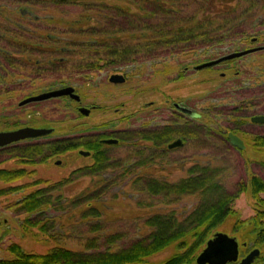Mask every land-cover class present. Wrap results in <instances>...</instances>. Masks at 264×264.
<instances>
[{
  "label": "trees",
  "instance_id": "1",
  "mask_svg": "<svg viewBox=\"0 0 264 264\" xmlns=\"http://www.w3.org/2000/svg\"><path fill=\"white\" fill-rule=\"evenodd\" d=\"M36 1L49 3V0ZM91 1L82 3L86 12H82L71 22L58 20L66 30L50 29V34L37 32L49 27L43 22L34 27L35 32L28 34L24 32L28 30L24 24L13 25L9 17L4 19L7 23H0V33H5L0 34V95L6 93L9 97H13L18 88L23 100L42 91L51 90L57 84L67 85L72 81L70 76H68L69 80L58 75L39 84L25 80L8 82L9 73H17L24 68L29 71L25 74L30 77L28 78L30 81L35 78H46V74L43 76V73L56 71L53 68L62 69L63 66H69L70 62L74 64L71 71L73 74L88 76L95 71L102 72L105 69L137 65L149 60L154 62L161 56L165 58L169 55L179 56L184 52H192V48L197 47L199 43L220 47L222 40L228 37L222 33V28L239 25V20L245 14L242 12L240 15L238 9L228 8V4H225L220 10H215L214 7L215 15H211L212 17L198 19L197 15L190 11L193 6L192 0H122V4L107 0ZM206 1H201L203 5H196L197 12L207 7ZM50 2L60 4L61 0H50ZM209 4L214 5L212 2ZM2 6L6 9L11 5L6 1V3L0 2V9ZM1 12L0 10V14L4 16ZM221 16L224 20L220 21ZM216 18L218 22L215 21ZM31 19L41 20L40 17L35 16ZM54 19L50 17L48 21ZM262 21L264 25V20ZM234 33L229 36H234ZM256 33L262 32L256 31ZM239 35L246 39L244 33ZM83 36L85 37L82 41L75 39ZM2 40H5V43ZM238 48L236 46L233 50H240ZM196 52L197 50H194V53ZM261 53L264 55V51ZM181 62L197 63L198 58L192 57ZM85 78L88 79L87 77L83 79ZM66 101L72 104L71 100ZM43 103L32 104L40 107ZM70 106L68 104L67 107L72 111ZM28 125L30 123L19 120L12 126H5L2 129L12 130ZM119 136L120 144L130 147L133 151V155L125 162L124 158L115 159L109 155L100 143L104 135L96 136L98 138L90 136L78 139L44 138L43 142L34 141L32 145L23 144L8 148L7 151L15 154L14 158L31 165L45 163L56 155L81 147L93 153L88 165L73 170L66 178L54 185L37 188L16 203L17 212L31 217L24 221V228L39 227V230L46 234L56 228L57 222H53L55 220H59L58 225H64V221L68 222L77 216L87 221L92 218L98 219L106 213L100 208L111 203L104 200L102 192L111 184L120 185L122 182H132V180L135 183L144 182L142 188L152 197L160 195L170 198L172 202L193 197L196 201L176 210L168 207L151 210L154 206L151 203L149 205L151 212L144 211V215L136 218L137 220L143 218V224L149 230L139 232L137 237L124 244L121 243L124 233L103 236L100 232L102 227L92 224L91 228L97 236L86 239L81 250L57 245L46 254H34L25 252L18 244H12L8 247L11 258L0 259V264H151L148 263V259L167 248H172L173 253L167 259L155 264H197L196 258L213 235L214 229L235 213L233 203L248 189L255 199V215L247 223L245 222V225L254 227L257 232L256 242L263 245L264 196L261 193H264V175L255 174L247 184L239 182L234 188L229 189L222 182L219 167L195 164L189 167L185 177L177 182L163 181L144 172L149 167L153 168L156 162L155 147L169 143L174 137L171 130L166 127L158 134L152 127L128 128L119 132ZM111 168L122 171L113 174ZM27 174L25 169L0 170V178L6 182H13ZM82 178H90L92 181L90 187L72 198H64V194L60 193L61 190ZM42 183V180L38 179L33 184L14 187L9 191L15 192ZM0 193L4 194L7 191ZM61 201L70 203L72 208L65 210L63 215L47 217L45 214L48 211H60L57 207L58 204H62ZM119 241L121 246L116 247Z\"/></svg>",
  "mask_w": 264,
  "mask_h": 264
},
{
  "label": "rangeland",
  "instance_id": "2",
  "mask_svg": "<svg viewBox=\"0 0 264 264\" xmlns=\"http://www.w3.org/2000/svg\"><path fill=\"white\" fill-rule=\"evenodd\" d=\"M6 1L10 2L11 6L6 7V9L4 6L1 7V13H3L4 16L0 14V23H7L4 19L9 17L12 20L13 25L18 23L24 24L26 28H28V30L24 32L28 34L29 32H35L36 30L34 27L40 22H43L48 24L49 27L39 31L37 30V32L50 34V29L57 28L66 30L65 26H61L62 24H60L58 20L62 19L63 22H71L73 18L79 17L82 12H86L82 3L90 2L91 0H61L60 4H55L50 2V0L48 4L42 1L37 2L36 0H0L2 3H6ZM92 1L100 2V0ZM107 1H114L118 4L123 3L122 0V2L120 0ZM201 1L205 0H192L193 6L190 9L191 12L193 11V13L197 15L198 19L209 18L211 15H215L213 14L215 13L213 8L215 7V10H220L225 7V4H228V8L238 9L237 11L240 12V15L242 12L245 13L242 16V19L239 20V25L228 26L225 29L222 28V33H225L228 37L222 40V45H219L220 47L210 46V44L206 43H199L197 45L198 48H192V52H184L179 56L169 55L167 58L161 56L158 58L159 61H157L158 59L154 62L149 60L148 62L137 63V65L134 64L123 67L121 73L127 77L124 84H115L109 81L110 76L115 74V72H113L115 68L105 69L102 72L95 71V73H91L88 76H80L79 74H73V72H71L74 68L72 62H70L69 66H63L62 69L57 70L56 68H53V70L56 71H46L43 73V76L46 74V78H35L31 81L28 79L30 77L25 74L29 72L25 68L23 71L19 70L17 73L11 72L7 78L8 82L25 80V82H32L33 84H39L51 80L52 77H57L58 75H61L62 78H68V76H70L72 80L71 84L77 86L79 89L78 93L82 96V105L92 106L97 104L103 107H110L108 108L109 112H107L105 117L101 115L102 111L94 112L90 117H81L77 115V113L73 114L70 108L67 107L68 104L75 107V105H77L76 103L73 102L71 104L66 100H60L59 98H56L58 100H53L52 102L50 100L44 101L43 105L40 107H36L33 104L26 105L25 107L24 105L19 106V103L22 100V93L20 94V91H18L17 88L13 97H9L6 93L0 95V131L3 130L2 127L12 126L19 120L23 123H30L31 126L51 125L56 129L55 135L50 137L54 140L55 138L75 137L77 135L82 136V138H87L93 130L94 132L97 131L96 129L98 127L103 128L102 130L104 131L113 128L118 130L119 128L140 129L144 127L142 126L143 124L157 127L158 124L161 126L167 122L160 121V118L154 119L153 116L140 117L142 112L154 113V107L152 105L148 106L150 101L156 102V106L159 108L164 106L165 109L162 110L164 111L162 114H165V112L170 109L171 102L167 105L164 100H175V102L188 100L189 104L192 107L194 106L195 109L202 114V119H199L200 121L198 120V122H194L197 124L202 123L203 125L207 124V126L204 125V130H201L199 126L196 125L192 129V133L194 134L190 135L188 140L183 139V148L173 150V152L166 151L163 154V158L157 157L153 168H147L144 174L174 183L185 177L189 167L194 166L195 164L202 166L208 165L216 168L219 167L221 169L220 175L222 182L229 189L234 188L239 182H245L247 184L250 181V178L255 174L263 176L264 148H261V150L258 151L256 149L257 147L253 145L254 142L248 141L253 137V133L258 132V129L261 128L249 125L246 128V131L238 133L247 143V147L243 151H239L230 146V143L224 141L222 139L223 137L219 135V132L225 130L226 126H234L235 122L231 124L229 121H235L236 114L234 115L233 110L225 109L224 111L226 113L221 117L214 114V116H208L204 113L205 111H202L203 106L214 105V102L218 101L212 100L213 96H208V102L207 104H204V102L201 101V97L204 94L208 95L213 91H217V94L220 92L221 94L222 91L227 90L225 85L229 86V80L224 81L225 78H220L219 75H217L215 78L216 80L212 83L200 81L199 71L193 69V65L198 62L189 64L182 63L181 61L190 60L192 57H197V55L199 57H207V54L211 53L212 55L217 56L221 54L220 52H222V50H233V48L236 46L238 47V44L245 39V37H242L239 33H244L246 39H248L256 35V31H261L263 35H261V37L263 38L264 25L262 24V20H264V0H207V7L205 9L202 8L197 12L198 9L196 8L198 7H196V5H203ZM210 2L214 5L209 4ZM19 10L21 14L18 13ZM32 15L37 18L40 17L41 20L38 21L35 19V21L34 19H31V17H33ZM222 16L219 18L220 21L224 20ZM50 17L55 19L49 22L48 19ZM219 20L218 18L215 19L217 22ZM233 32H235L234 36H229L232 35ZM0 34L4 35L5 33ZM84 37L85 36L75 39L82 41ZM2 42L5 43V40H2ZM248 45L250 44L248 43ZM218 48L220 52H218ZM194 50H197V52L194 53ZM201 50L204 52H201ZM163 52L164 51H161V53ZM249 61H251V59ZM185 66H188L189 69L186 74L183 73V68ZM223 70H221V72ZM84 77H87L88 79H83ZM257 78L261 81L260 77L257 76ZM221 82L225 84H223L224 88L222 87L218 90ZM259 97H261V95H259ZM49 101L51 103H49ZM232 102L233 100L231 98L224 96L219 103L231 104ZM123 104L126 105L124 109L122 107ZM119 107L122 108V111L126 112V115L135 112L136 114H139V117L130 118L128 121L125 119L115 120L122 114H114L115 109H118ZM248 109L250 112L249 115H247V113L245 114L248 116L246 120H249L253 114L264 112V106L249 107ZM138 111L140 112L138 113ZM72 114L73 116H71ZM157 114L160 115L161 113ZM112 121L116 122V124L112 125L113 127L109 125L108 128L107 126H98ZM229 123L231 125H229ZM226 136H228V133L225 134V137ZM44 138L47 139L48 137ZM179 139L180 137L176 134V136L164 146L173 142L176 143ZM23 142L19 143L22 144ZM81 150L88 151L82 147L77 148L76 150L66 151V153L56 155V157L47 160V162L37 165L21 162L16 158L11 159L12 153L10 154V151H8L9 154L8 152H4L2 155L0 154L1 170L5 169L8 171H14L17 169H25L28 173L25 177L18 178L13 182H4L0 178V192L7 191V193L4 194L0 193V259L11 258V252H9L8 247L12 244H18L25 252L34 254H46L50 249L57 245L81 250L84 248L83 242L86 239H91L92 237L97 236V233L91 228L92 224H98L102 227L100 232L103 236H113V234L116 233H124V239L121 241V243L124 244L131 241L134 237H137L139 232L149 230V228L144 226L143 218L140 220L136 219L139 218V215L142 216L145 212H151V210L155 209H163L164 207L176 210V208H183L186 204L192 203L194 200L196 201L193 197H186L178 202H172L170 198L160 195L152 197L142 188L144 182L135 183L134 180H132V182H122L120 185L116 183L111 184L102 192V197L105 198L103 199L111 203H108L104 208H100L106 213L101 215L98 219L92 218L87 221L86 219L77 216L68 222L64 221V225H58L59 220H55L53 222H57L56 228L46 234H43L42 231L39 230V227L24 228V221L31 217L27 214L15 213L18 207L16 203L37 188H46V186L54 185L58 181L66 178L73 170L88 165L92 160L91 156L84 157L80 154ZM108 152L112 158H124V162L128 160L129 156L131 157L133 155V151L130 147L124 146V144H119V146H109ZM57 161H61V163L58 164ZM111 170H113V174L122 171L120 169L114 170V168H111ZM38 179H41L43 183L30 188L26 187L25 189L16 190L15 192L9 191L14 187L33 184ZM91 182L90 178L78 179V182L69 184L67 187H64L61 192H58L63 193L64 198H72L81 193L84 189L89 188ZM52 193H55V191H52ZM261 195L264 196V193H261ZM61 202L62 204H58L59 208L57 207L60 211H48L45 215L47 217L56 214L60 216L63 215L65 210L72 208L70 203L67 204L63 201ZM151 203L154 204V206L149 210V205H151ZM254 203L255 199L253 198V195H251L249 189L241 193L240 197L233 203L235 213L231 214L229 218L214 229V233L210 238L216 233L225 232L230 236H237L240 238L239 240L241 242H247L249 245L255 243V233L257 232H255L254 227L245 225L247 221L255 215ZM139 226L141 231L139 230ZM117 243L118 245L116 247H120V241ZM258 245L260 244L257 243V246ZM263 247L264 244L261 248ZM172 253V248H167V250L150 257L148 263L155 264L163 261ZM257 262L263 264L264 252L261 259Z\"/></svg>",
  "mask_w": 264,
  "mask_h": 264
},
{
  "label": "flooded vegetation",
  "instance_id": "3",
  "mask_svg": "<svg viewBox=\"0 0 264 264\" xmlns=\"http://www.w3.org/2000/svg\"><path fill=\"white\" fill-rule=\"evenodd\" d=\"M257 34V33H256ZM262 34V33H259ZM254 35L253 37H251L250 40L247 39H243L242 42H240L238 45L240 46V50H222V52H220L219 48H218V52H220L221 54L215 56L210 54H207V57H199L197 55L198 63L193 65V69H195L197 66H202L205 63L208 62H212V60H216L219 58H223V56L229 55V54H233V52H243L244 50H249V49H254V48H258V47H264V38L261 37V35ZM263 36V35H262ZM248 43L250 45H248ZM252 45V46H251ZM254 45V47H253ZM198 48V47H197ZM264 49H259L257 51H254L253 53L250 54H246L242 57H233V59L230 60H224L222 63L217 64V65H212V66H205L202 68H198L199 70L195 69L196 71H199V79L200 81L203 82H210L212 83L214 80H216L215 78L217 77V75H219L220 78H225L224 81H228L229 80V86L225 85L223 82L220 83V87H218V90H220V88H224V85L226 86L227 90L222 91V93L220 94V92L217 94L215 91L207 94H204L201 97V101L204 102V104H207L209 97L208 96H213L212 100H216L218 102H214V105H205L202 108V111L207 114L208 116H224L223 114H225L226 112L224 111L225 109H232L234 112V115L236 114V118L235 121H230L231 124H234V126H226V129L219 132V135H221V137H223L222 139L224 141H228L230 143V146H232L234 149L239 150V151H243L247 146L246 141L244 140V138H242L238 133L240 132H244L246 131V128L249 125H254L257 126V128H261L258 129V132L253 133V137L248 140L249 142H254L253 145H255L256 149L259 151L261 150V148H264V123H255L252 118L260 116V115H264V112L261 113H257V114H253L250 117V121L246 120L248 118L247 115H249L250 110L248 109L249 107H257V106H264V55L261 53L263 52ZM201 52H204L203 50H201ZM218 54V53H216ZM257 54V55H255ZM248 59V60H247ZM251 59V61H249ZM253 60V61H252ZM183 73L186 74V72L189 70L188 66H185L183 68ZM225 71H224V70ZM123 70V67H116L115 70H113V72L116 73H121V71ZM221 70H223L221 72ZM182 73V74H183ZM218 73V74H217ZM113 75V74H112ZM111 75V76H112ZM124 75V74H123ZM258 77H260L261 81L258 80ZM125 77V75H124ZM246 77V78H245ZM227 78V79H226ZM127 77H125V81L126 82ZM110 81V80H109ZM124 82H121L120 84H124ZM112 83V82H111ZM117 84V83H115ZM224 84V85H223ZM65 86H72L75 87V93L77 95L80 96V101L74 100L68 96H64L63 99L65 98L66 100H71V102L76 103L77 105H75V107L70 106L72 108V113L81 116V117H90L94 112L97 111H102V114L104 117L107 115V112H109L108 108L110 106L107 107H103L100 105H92V106H84L82 105V96L78 93V88L76 85H72V84H67V85H61V84H57V87H53V89H58V88H63ZM51 89V90H53ZM51 90H46V91H51ZM44 92V91H42ZM40 94V93H39ZM36 95V94H35ZM259 95H261V97H259ZM228 97L231 98L233 100V102L231 104L229 103H219L221 99H223V97ZM56 99V98H53ZM51 99V100H53ZM62 99V98H60ZM220 99V100H219ZM48 101V100H46ZM165 104H169L171 102V107L170 109L164 113V106H161V108H159L158 106H156V102L154 101H150V105H152L154 107L153 111L154 113H145L142 112L140 117H150L153 116L154 119H158L160 118V121H166L167 123L162 124L161 126L158 124L157 127H152L150 125H142L144 126L143 128H151L153 130H155L158 134H160L162 132V130H164L166 127H168L172 134H174V136H176V134L180 137L179 140H177L176 144H168L167 146H161V147H155V151L157 152V157L163 158V154L168 151H172L173 150H178L183 148L184 144H183V139H189L188 137L194 133H192V129L198 125L199 128L201 130H204V125L207 126V124H202V123H196L198 122L199 119H202V114L199 113L200 111H197L195 109V107L191 106L188 102V100H182V102H175V100H169L166 99L164 100ZM43 103V102H42ZM151 106V107H152ZM82 107H88L89 111L86 113H83L81 111ZM123 109L126 107L125 104L122 105ZM183 108H187L188 110L195 112V115H190L188 114V112H185L183 110ZM122 108H118L115 109L114 114H118V113H122L121 116H118L117 119H125L126 121H128L130 118H138L139 114H136L135 112L129 115H126L125 111L121 110ZM140 111H138L139 113ZM240 112V113H238ZM244 112V114H243ZM157 113H161L160 115H158ZM168 113V115H167ZM247 113V115H245ZM73 114L71 116H73ZM214 114V115H213ZM204 115V114H203ZM196 121V122H194ZM200 121V120H199ZM78 123V122H77ZM229 123V125H231ZM76 124V123H75ZM116 124V122H108L105 124H101L98 126H107L108 125L113 127L112 125ZM31 126V125H28ZM35 126V125H34ZM33 127V126H31ZM35 127H47V128H51L53 129V132L49 135H45L44 137H48L49 139H51L50 137L55 135L56 129L54 127H52L51 125L47 124L44 126H35ZM103 128H97L94 132V130L92 131V133L89 134L90 137H94V138H98L96 136L98 135H104V138L100 139V143L105 147V149L108 151L109 150V146H119L120 144V136H119V132L126 130L128 128L125 129H107L106 131L102 130ZM7 131V130H6ZM228 133V136L225 137V134ZM232 133L235 136H238L241 139V142H243V146L240 147L239 145L235 146L229 138V134ZM250 133V132H248ZM44 137L41 138H34L33 139H27V140H23L26 143L25 145H32L34 143V141H40L43 142ZM82 136L77 135L75 137H60V138H55V139H66V138H71V139H78ZM109 138H114L118 140L117 144H106L104 142L105 139H109ZM182 138V139H181ZM258 139H260V141H258ZM54 140V139H51ZM22 143V144H23ZM19 142H15L12 143V145H7V146H2L0 147V154L2 155L4 152H8L7 149L11 148L12 146H16V145H22ZM173 144V145H172ZM9 153V152H8ZM12 153V152H10ZM15 153V152H14ZM15 154H11V159L14 158ZM88 156H92V153L90 151V154ZM88 156H84V157H88ZM59 161H57L58 163ZM61 162V161H60ZM1 170V169H0ZM4 181V180H3ZM5 182V181H4ZM17 214H20L21 212H15ZM1 225V223H0ZM230 236V235H229ZM232 237L236 238L238 241V249H239V253L237 256L236 260H232V261H228L226 264H242L243 260L245 258H247L250 254H252L254 251V256H253V261L251 264H259L257 261H259L261 259V256L263 255V248L262 245H258L257 246V242L255 240V243H253L252 245H249L247 242H241L237 236L231 235ZM230 236V237H231ZM264 237V235L262 236ZM264 244V243H263ZM261 246V247H260ZM258 250V251H257ZM264 264V262H263Z\"/></svg>",
  "mask_w": 264,
  "mask_h": 264
},
{
  "label": "water",
  "instance_id": "4",
  "mask_svg": "<svg viewBox=\"0 0 264 264\" xmlns=\"http://www.w3.org/2000/svg\"><path fill=\"white\" fill-rule=\"evenodd\" d=\"M66 1V0H62ZM259 49H264V47H258L254 49L244 50L243 52H233V54H229L223 56V58H219L216 60H212V62H208L203 64L202 66H197L195 69L202 68L205 66H212L222 63L224 60L233 59V57H242L246 54L253 53ZM110 82L112 83H121L125 81V77L123 74L116 73L110 76ZM75 87L65 86L63 88L53 89L51 91H44L40 94L32 95L26 97L21 100L19 106L29 105L33 102H43L46 100H51L53 98H63L64 96H68L74 100L80 101V96L75 92ZM185 112H188L190 115H195V112L188 110L187 108H183ZM81 111L86 113L89 111L88 107H82ZM255 123H264V115H260L252 118ZM53 132V129L47 127H31V126H23L22 128L12 129V130H1L0 131V147L12 145L15 142H22L23 140L41 138L45 135H49ZM230 141L235 145L243 146V142L238 136L234 134H229ZM104 142L106 144H117L118 140L114 138L105 139ZM176 144V143H174ZM80 154L83 156H88L90 151L81 150ZM61 162L59 161L58 164ZM238 241L234 237H230L228 233L220 232L216 233L212 238L209 239L206 246L203 248V251L199 254L196 261L197 264H226L228 261L236 260L239 249H238ZM258 251V250H257ZM255 251L250 254L247 258H245L242 264H251L253 261Z\"/></svg>",
  "mask_w": 264,
  "mask_h": 264
}]
</instances>
